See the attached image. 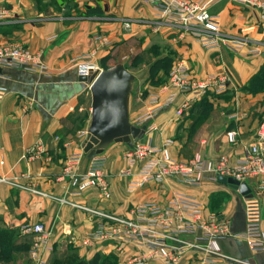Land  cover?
<instances>
[{"label": "crops", "instance_id": "1", "mask_svg": "<svg viewBox=\"0 0 264 264\" xmlns=\"http://www.w3.org/2000/svg\"><path fill=\"white\" fill-rule=\"evenodd\" d=\"M197 1L209 3L222 37L248 39V46L239 52L225 44L207 49L189 34L156 29L153 23L160 20L159 12L151 4L139 0H75L77 10L85 14L71 17L37 12L31 0H0V5L10 6L9 10H3L7 15L0 22V44L20 43L35 52H42L48 67V75L24 69H0L3 75L1 84L6 88V92L0 94V174L10 181L0 184V230L18 229L22 236H27L21 231L24 225L43 223L52 230L53 236L54 250L47 255L49 263L54 257L76 254L89 260L100 254L115 256L117 264H132L138 254L133 245L119 247L111 242L92 247L83 245V240L98 224L110 221L106 215L128 217L137 204H164L174 192H182L195 196L207 214L230 220L233 233H241L246 228L244 196L260 198L264 219V194L258 190L261 178H252L245 183L249 190L246 195L209 180L199 188L175 180H168L162 187L147 183L135 193H128L125 190L127 179L121 176L125 167L123 153L128 146L122 144L121 147V143L111 145L103 153L108 159L105 178L112 193L110 200L103 199L98 190L70 196L69 179L63 175L67 158L82 152L84 140L79 134L87 131L91 122L90 86L80 80L75 64L92 51L93 39L99 32L108 36L113 44V39L118 36L117 27L123 28L121 23L127 20L138 23L134 25L136 32L145 24L153 38H164L167 53L177 62L188 65L196 77L229 71L235 81L222 99L210 100L211 114L198 127L193 138V134L187 132L189 121L184 117L199 100L178 117L176 111L184 95L156 115L153 120L156 130L148 132L141 141L152 140L155 145L172 141V157L183 161H189L197 154L208 160L217 159L222 154L239 157L246 146L256 141L258 128L264 121L261 116L264 114V93L255 97L244 92L242 87L264 68V26L259 14L232 0ZM99 6L105 14H115L116 22L100 16ZM97 13L99 15L94 16ZM124 36L127 37V33ZM110 47L101 48L93 61L100 66ZM257 47L263 54H248ZM159 90L155 88L145 102L140 106L136 104L135 108L130 96L131 121L149 107V98ZM224 96L230 100H224ZM236 115L238 118L235 119ZM231 133H236L235 142L229 139ZM178 135L182 136V143L174 138ZM38 146L45 149L42 158L26 159V151ZM46 153L50 156L49 161L45 160ZM89 159L85 155L79 172L86 170ZM219 247L229 260H220L223 264H264V250L252 251L247 244L230 238L220 240ZM213 257L205 252L188 250L181 264H200L205 258ZM148 264L165 263L154 259Z\"/></svg>", "mask_w": 264, "mask_h": 264}, {"label": "built area", "instance_id": "2", "mask_svg": "<svg viewBox=\"0 0 264 264\" xmlns=\"http://www.w3.org/2000/svg\"><path fill=\"white\" fill-rule=\"evenodd\" d=\"M151 4L160 14V20L153 23L156 29L166 28L181 34H189L198 39L207 49L217 48L222 44L239 52L248 46V39L221 36L217 17L212 15L209 3L197 0H139ZM243 7L257 11L264 26V0H232ZM6 12L0 11V22L5 20ZM94 48L75 64L79 76L100 72L102 69L93 61L99 50L109 46L108 37H94ZM228 42V43H223ZM231 42V43H229ZM248 54H263L260 48H253ZM24 69L48 75V67L41 52H33L19 44L0 46V69ZM0 73V94L6 92L2 86ZM234 77L229 71L210 74L204 78L194 75L192 69L184 62H177L169 75L166 84L160 87L157 94L149 98V107L131 121L138 128L145 127V133L156 130L153 120L165 108L174 105L185 95L176 111L182 117L190 106L202 99L207 93L221 95L234 86ZM181 94V95H180ZM238 118V115L234 116ZM87 131L79 134L84 140ZM143 138V137H142ZM232 142L236 133L229 134ZM172 141L163 145H155L152 140L135 142L123 153L125 167L121 176L127 179L125 190L133 194L147 183L163 186L168 180H175L190 187H202L206 181L218 182L219 177L231 178L246 183L252 178H261L258 190L264 194V121L260 124L256 141L245 147L243 155L234 157L222 154L217 159H206L197 154L189 161L172 157L170 147ZM45 149L42 146L26 151L28 160L41 159ZM45 160L49 161V154ZM85 153L68 157L63 175L68 177L70 196H80L89 190H98L103 199L110 200L112 193L105 178L108 159L105 155H94L89 159L86 170L79 172ZM10 182L0 174V184ZM230 188V187H229ZM72 206L82 208L79 204ZM243 206L246 213V228L241 233L231 231V221L216 214H207L203 204L195 197L182 192H174L164 203L145 202L132 207L128 217L104 215L109 222L98 224L94 231L84 240L83 245L95 246L99 243L111 242L121 246H135L138 254L132 264H148L150 260H162L165 264H181L188 250L205 252L214 255L205 258L200 264H223L220 260H228L221 253L219 241L233 239L247 244L252 251L264 250V219L261 215V200L258 196H244ZM89 210L88 208H85ZM21 231L32 238L29 249L30 264H50L47 255L52 253V230L43 223L24 225ZM223 260V261H224ZM225 264V263H224ZM227 264V263H226Z\"/></svg>", "mask_w": 264, "mask_h": 264}, {"label": "rangeland", "instance_id": "3", "mask_svg": "<svg viewBox=\"0 0 264 264\" xmlns=\"http://www.w3.org/2000/svg\"><path fill=\"white\" fill-rule=\"evenodd\" d=\"M31 5L36 8L37 12L45 13L46 15L52 14L55 16H80L84 15L77 10V5L75 0H31ZM10 6L7 4L0 5V11L9 10ZM101 10V15L103 17L109 18L111 22H116L117 16L115 14H105L102 8L98 7ZM99 13L94 14V16H98ZM115 16V17H114ZM123 28L117 27L116 32L118 36L116 39H113L114 43L110 42L108 55L102 62L100 66L102 70H108L113 66L118 64L124 65L135 77L136 80L133 84V89L131 93V99L134 104L133 108H135L136 104L138 106L142 105L149 94L158 87V85L162 84L163 82H168L169 75L172 71L173 66L176 64L177 60H173L167 53L168 46H166V42L162 38L152 37L150 28L142 24L143 27L140 31H135L136 27L134 25L138 24L136 22L127 20L123 21L122 23ZM141 24V23H139ZM122 31V34L120 32ZM110 32H113L111 30ZM127 33V37L124 35ZM98 35L106 36L105 34L99 32ZM96 35V36H98ZM95 36V37H96ZM108 37V36H106ZM109 39V38H108ZM162 39V40H161ZM9 44H19L20 43H3L2 45H9ZM25 46V45H22ZM108 46V47H109ZM26 48L33 51L31 48L25 46ZM35 52V51H33ZM42 53V52H41ZM167 60L162 62L159 61L158 58H166ZM171 58V59H170ZM44 60V58H43ZM174 61V62H173ZM159 62V64H157ZM152 68V71H151ZM77 69V68H76ZM158 70V72H156ZM154 73H156L154 75ZM154 75V76H153ZM166 82V83H167ZM165 83V84H166ZM244 86L242 87V89ZM244 91V90H243ZM255 97L258 93L253 94ZM209 100V99H208ZM212 101L217 100L216 98H212ZM211 107H213L211 105ZM263 109L261 110V112ZM197 109H193L191 113L184 117V119L188 120V128L187 132L191 137L195 136L197 133L198 125L194 122L196 118ZM211 114V112H210ZM264 117V114H261ZM179 143H182V136L178 135L174 137ZM120 144V143H117ZM121 143V147H123ZM86 155V154H85ZM13 264H30V260L28 261L26 258L25 260H18Z\"/></svg>", "mask_w": 264, "mask_h": 264}, {"label": "water", "instance_id": "4", "mask_svg": "<svg viewBox=\"0 0 264 264\" xmlns=\"http://www.w3.org/2000/svg\"><path fill=\"white\" fill-rule=\"evenodd\" d=\"M80 80L89 83L92 95L91 122L82 145L89 158L103 154L115 143L131 148L142 139L146 128L135 127L130 121V96L136 80L130 71L118 64L80 76ZM218 181L245 195L249 191L245 183L235 179L219 177Z\"/></svg>", "mask_w": 264, "mask_h": 264}, {"label": "trees", "instance_id": "5", "mask_svg": "<svg viewBox=\"0 0 264 264\" xmlns=\"http://www.w3.org/2000/svg\"><path fill=\"white\" fill-rule=\"evenodd\" d=\"M170 54V53H169ZM173 60L172 55H169ZM170 58V59H171ZM162 62L167 60L166 58H158ZM174 62V61H173ZM159 64V62L157 63ZM127 69V68H126ZM152 71V68H151ZM158 72V70L156 71ZM156 73H154L155 75ZM153 75V76H154ZM169 77V76H168ZM167 82V81H166ZM166 82L158 85L157 88L162 87ZM244 92L255 94L264 93V68L252 77L249 83L243 88ZM226 92L224 94H228ZM216 95L214 92L207 93L201 100L196 102L188 110L189 113L193 109H197L196 118L194 122L201 125L202 122L210 115L212 98L222 99V95ZM209 99V100H208ZM224 100H230V97L224 96ZM32 244L31 236H22L20 230L16 229H1L0 230V264H13L18 260H28V252ZM50 264H117V258L115 256H103L96 255L92 259L80 258L78 255H68L64 258H53Z\"/></svg>", "mask_w": 264, "mask_h": 264}, {"label": "bare ground", "instance_id": "6", "mask_svg": "<svg viewBox=\"0 0 264 264\" xmlns=\"http://www.w3.org/2000/svg\"><path fill=\"white\" fill-rule=\"evenodd\" d=\"M101 72V71H100Z\"/></svg>", "mask_w": 264, "mask_h": 264}]
</instances>
